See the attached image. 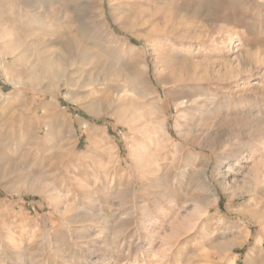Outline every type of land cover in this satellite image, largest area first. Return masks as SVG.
Returning <instances> with one entry per match:
<instances>
[{"label":"rangeland","instance_id":"obj_1","mask_svg":"<svg viewBox=\"0 0 264 264\" xmlns=\"http://www.w3.org/2000/svg\"><path fill=\"white\" fill-rule=\"evenodd\" d=\"M263 57L264 0H0V264H264Z\"/></svg>","mask_w":264,"mask_h":264},{"label":"bare ground","instance_id":"obj_2","mask_svg":"<svg viewBox=\"0 0 264 264\" xmlns=\"http://www.w3.org/2000/svg\"><path fill=\"white\" fill-rule=\"evenodd\" d=\"M220 2V1H217ZM216 1H213L212 3H209V5L206 7L207 12H206V17L207 19H218L221 21H229L231 18H233L232 13H219L222 10V7L219 6V4ZM174 8V7H173ZM172 8V9H173ZM176 8V7H175ZM177 8H180V6H178ZM224 8V7H223ZM199 9L200 8H196V9H189V5L188 8L185 9L184 14H181L179 11H176L175 9H173V11L170 14H167L168 17L164 18V26L159 30H155L153 32H157V33H164L166 34L168 37L171 35H175L178 38L181 39H191V38H196L197 34L196 31H191L190 30V25H191V20L189 19L190 15H195L198 16L199 15ZM181 10V8H180ZM180 13V14H179ZM156 12L155 13H150L148 20L152 21L153 18L156 16ZM204 17V16H203ZM196 18V17H195ZM147 20V21H148ZM232 20V19H231ZM198 21V20H197ZM199 22V21H198ZM209 23V22H208ZM203 28L200 29V31H204L206 29V24H202ZM207 31V30H206ZM180 33L179 35H176V33ZM228 34V33H227ZM174 37V38H176ZM171 39V37H170ZM177 40V39H176ZM179 41V40H178ZM182 42V41H181ZM65 49L67 51V55L70 56L72 54V52L74 50H76L75 48H80L78 46H76L73 42L71 41H67L64 43ZM80 46V45H79ZM256 50V49H255ZM246 51V50H245ZM258 50H256L257 53ZM239 52V51H238ZM237 52V53H238ZM252 53V52H251ZM253 53V54H256ZM261 53V52H260ZM248 52H244L243 54H238L236 56L237 59V63L236 65H233L232 61H225L224 66H225V70L221 71V69L217 72L216 76H212L209 73H205L203 74V76H197L196 74L192 77V80H201V81H209L211 79H216L218 81H227L229 80L231 77H238L240 76V74H242L244 71H246L245 66H246V60L248 59L247 56ZM257 55V54H256ZM261 57V56H260ZM257 58V57H256ZM264 58V57H263ZM262 59V58H261ZM251 61V60H250ZM261 61V60H260ZM258 63V62H257ZM252 64V63H251ZM256 64V63H255ZM224 68V67H222ZM234 72V74H233ZM211 73V72H210ZM232 74V75H231ZM188 78V77H187ZM176 79H173V81H175ZM179 80V79H178ZM176 80V81H178ZM188 80H191L188 79ZM200 83V82H199ZM206 83V82H205ZM208 83V82H207ZM218 84V83H217ZM224 84V83H223ZM255 84V82L253 83ZM203 85V84H202ZM224 87V86H223ZM255 87V86H254ZM257 88V87H256ZM225 89V88H224ZM252 89V88H251ZM264 89V88H263ZM263 89H261L263 91ZM261 91V92H262ZM263 93V92H262ZM208 97V96H207ZM193 99V98H192ZM190 97L187 99V102H189V104L191 105H200V103L205 99H193L192 100ZM264 102V101H263ZM251 112V111H250ZM209 113V112H208ZM261 116V115H260ZM231 122L230 124L234 125L236 128L240 127L246 120H250V121H254V123H256V130H259L260 127H258V125L262 122L261 121V117L251 114L250 116H245L243 114L239 115V114H235L233 115L232 118L227 119V122ZM245 124V123H244ZM230 125V126H231ZM256 173V172H255ZM258 175V174H257ZM252 189H248V190H240L238 192H233L232 194L229 195L230 198L236 197V196H242L246 193L252 192ZM207 203V202H206ZM208 209V207H207ZM222 258V257H221Z\"/></svg>","mask_w":264,"mask_h":264}]
</instances>
